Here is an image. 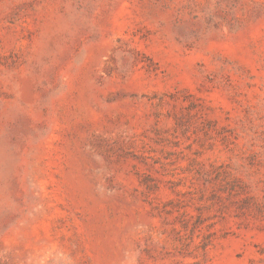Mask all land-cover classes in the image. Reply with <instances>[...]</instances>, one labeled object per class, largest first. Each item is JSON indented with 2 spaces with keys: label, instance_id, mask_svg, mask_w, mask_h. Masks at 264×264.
I'll return each instance as SVG.
<instances>
[{
  "label": "rangeland",
  "instance_id": "obj_1",
  "mask_svg": "<svg viewBox=\"0 0 264 264\" xmlns=\"http://www.w3.org/2000/svg\"><path fill=\"white\" fill-rule=\"evenodd\" d=\"M0 264H264V0H0Z\"/></svg>",
  "mask_w": 264,
  "mask_h": 264
}]
</instances>
